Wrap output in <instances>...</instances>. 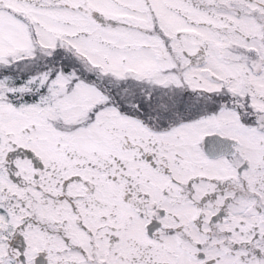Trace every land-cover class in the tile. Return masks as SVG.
Here are the masks:
<instances>
[{"label": "snow or ice", "instance_id": "6c2138e0", "mask_svg": "<svg viewBox=\"0 0 264 264\" xmlns=\"http://www.w3.org/2000/svg\"><path fill=\"white\" fill-rule=\"evenodd\" d=\"M0 264H264V0H0Z\"/></svg>", "mask_w": 264, "mask_h": 264}]
</instances>
